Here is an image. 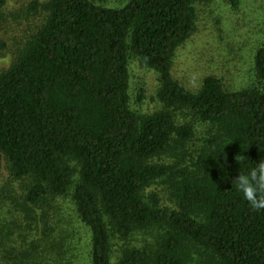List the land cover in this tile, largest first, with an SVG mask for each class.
I'll use <instances>...</instances> for the list:
<instances>
[{
  "label": "trees",
  "instance_id": "16d2710c",
  "mask_svg": "<svg viewBox=\"0 0 264 264\" xmlns=\"http://www.w3.org/2000/svg\"><path fill=\"white\" fill-rule=\"evenodd\" d=\"M106 1L34 4L45 21L0 75V160L29 182L28 210L69 198L90 235L89 264H264V209L232 185L264 159V43L246 87L232 91L211 76L191 92L171 68L196 33L198 0H130L119 9ZM242 1L224 0L232 11ZM131 58L158 77L163 109L154 115L132 109ZM194 140L186 164L154 163ZM159 181L175 209L147 193ZM152 231V247L125 248L113 262L116 239ZM55 235L46 222L28 264L44 253L83 264L79 248L68 255L70 235Z\"/></svg>",
  "mask_w": 264,
  "mask_h": 264
},
{
  "label": "rangeland",
  "instance_id": "374dc122",
  "mask_svg": "<svg viewBox=\"0 0 264 264\" xmlns=\"http://www.w3.org/2000/svg\"><path fill=\"white\" fill-rule=\"evenodd\" d=\"M49 1L7 0L0 23V75L10 69L20 49L44 23L46 13L38 5ZM129 1L108 0L101 6L119 9ZM242 2L238 11H232L224 0H198L196 33L177 50L171 68L173 79L181 86L191 92H198L203 81L211 76L222 79L232 91L243 89L249 83L248 73L254 54L264 43V0ZM129 71L132 109L137 110L142 117L162 111L163 105L157 98L160 84L156 73L136 58H131ZM190 121L189 117L184 116L179 119L181 124ZM197 145V140H194L180 152L182 155L171 153L154 163L186 164L189 158L184 152H192ZM28 186L27 180L14 178L6 161L0 160V264H28L29 247L32 249L30 243L43 240L46 222L50 223L55 237L62 236L63 232L70 235L71 249L68 255L72 254V249L79 248L83 264H89L87 254L90 235L78 222L70 199L52 202L30 212L26 204ZM147 193L156 194L163 207L176 208L166 186L160 181L150 187ZM44 211L48 213L46 222ZM155 240L153 231L138 233L126 240L116 239L113 262H116L123 249H147L154 245ZM40 246L39 253H42L45 244ZM41 255L35 259L36 264H57V256L44 253L40 259Z\"/></svg>",
  "mask_w": 264,
  "mask_h": 264
},
{
  "label": "clouds",
  "instance_id": "9594fccd",
  "mask_svg": "<svg viewBox=\"0 0 264 264\" xmlns=\"http://www.w3.org/2000/svg\"><path fill=\"white\" fill-rule=\"evenodd\" d=\"M233 184L250 208L256 211L264 209V159L247 171L240 170L239 175L232 180Z\"/></svg>",
  "mask_w": 264,
  "mask_h": 264
}]
</instances>
